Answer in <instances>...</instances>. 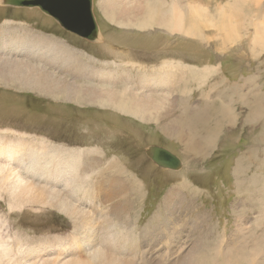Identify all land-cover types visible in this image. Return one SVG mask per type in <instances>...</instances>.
I'll return each mask as SVG.
<instances>
[{
  "label": "rangeland",
  "instance_id": "374dc122",
  "mask_svg": "<svg viewBox=\"0 0 264 264\" xmlns=\"http://www.w3.org/2000/svg\"><path fill=\"white\" fill-rule=\"evenodd\" d=\"M175 1L172 0L170 6L161 4L163 11L156 8V13L153 7L147 8L152 11L148 12L151 17L156 16L157 11L163 13L160 21L165 23V31L155 30L148 32L146 36L144 34L123 39L124 43H120L124 46L117 52H115L116 48L121 45L118 42L114 43L115 47L111 49L115 54H111V50L105 52L104 49L99 50L101 47H93L79 41L83 44L80 47L70 38L65 39L73 45L69 46L66 42L68 45L66 50H73L77 55L79 54L81 59L79 63L92 67L89 70L80 68L76 70L79 74L77 72L78 79L74 81H76L75 85H79L80 90L88 88V92L93 93V88H96L100 93V87L105 91L111 89V84L105 79L106 76L105 78L99 76L96 79L94 77V74L98 73L106 75L107 71H112L114 79H117L113 83L115 90H119L117 92L130 91L133 86H140L143 78L162 77L165 73L170 82H165L164 87L158 84L157 88L143 90L157 92L159 94L156 95L157 101L161 99L164 101L159 112L148 113L149 116L158 115V122L154 125L141 124L138 121L142 120L138 117L135 118L138 121L134 120L132 114L118 112V109L106 103H89L88 100L85 103L79 100L77 104L75 101L63 99L56 93L54 95H46L38 91L37 93L36 90H30L22 85L21 87L14 81L0 80L1 145H9L19 140L32 148L58 146L74 152L77 156L89 155L92 160L96 157L99 166L87 181L89 184L93 183L88 184L89 187H104L106 182L103 179L112 177L114 180L121 179L126 186L124 188L129 190L125 196L122 194L120 196L118 193L116 199L110 202L107 200L106 203L104 201L101 206H97L98 208H91L92 203L85 204L89 215L101 217L98 224L93 220L91 223V218L86 229H83L86 232L91 231L89 227L92 226L96 227L92 231L98 230L97 234L92 232L96 237L91 236L90 247H87L82 241L84 232L81 229V226L86 224L80 223L84 217L79 216L78 222V219L66 217L54 207L11 201V196L6 192L8 183L12 181L11 177L2 175L4 179L0 184V264L5 262L9 264L11 259L10 264H14L21 253L30 251L42 252L41 257L49 253L56 262L61 259L62 261L71 258L86 259L87 248L100 245V241L106 240L108 234L117 236L116 241H120L126 235L131 238L132 233L133 242L130 244L135 245L136 254L127 252L121 254L129 264L131 262L175 264L187 251L194 253L202 251L207 256H213L218 243L226 256L221 259L215 258L217 262L220 261L219 263H264V131H262L264 130V47L257 46L255 42L256 31L264 23V0H190L189 2L197 1L200 5V8L197 7L200 10L199 19L194 23L199 24L201 33L196 35V32L195 36L185 38L175 34L177 30L185 32V26L189 24L187 18L189 16L186 12L184 14L186 21L184 22L181 15L182 23L175 24L177 17L174 15L177 9ZM180 5L186 6L187 3ZM3 6L5 9L0 10V13H3L0 16L1 47L10 46L13 42L18 48L23 46V43L26 44L25 41L31 43L34 39H40L37 36L50 38V29L36 21V18H31L29 13L24 14L25 9H21L18 14L14 12L17 10H8L9 7L5 3ZM33 9L36 11L37 8ZM226 19L233 25V28L229 29L231 31L229 36L235 35L230 37L232 40L227 43L221 39L228 31L224 24ZM191 23H193L192 18H190ZM56 26L59 27L57 24ZM202 33L208 36H200ZM107 39L109 38L104 37V41ZM124 40L131 45L129 46L131 56L125 50L128 49V42ZM100 41L102 43L97 46L104 45L103 41ZM22 48L25 53L23 50H13L16 48H7L6 51L13 52L20 59L25 58L23 61L30 65L44 67L42 62H39L41 59L36 57L39 54L32 55L33 50H25L24 46ZM157 51H160L159 54ZM42 55H45L44 52ZM159 57L164 59L165 69L156 67L161 65L159 63L161 61L147 64L149 68L156 70L132 68L112 70L105 67L107 65L117 68L119 64L114 63L126 58L132 61H125L127 63L124 65L134 66L137 65L133 64L136 61L159 59ZM68 61L69 58L66 63ZM182 61L191 65L184 69L188 71L186 74L180 73L182 69L179 66L172 70L175 62L179 64ZM168 70L169 73H166ZM206 70L209 73L205 72L207 75H204ZM67 72L65 79L73 82L72 68L70 67ZM188 77L193 78L192 88L189 90V93L191 92L189 95L193 96L191 103L195 98L199 99L201 90L205 89V97L209 99L205 100V105L208 107L211 102L214 113L221 106L220 94L227 92V102L224 103L229 108L231 121L229 117V123L223 126L222 133L211 136L213 140L205 153L195 152V154L192 150L189 151L185 143L178 139L177 124L183 123L191 128L188 124L189 115L191 117L195 113L191 110L186 112L185 105L180 107V111L176 103L177 99L184 95L183 89L179 91V85L187 84ZM201 83L205 84L203 88L200 87ZM133 90L137 91V89ZM196 115H199V120H204L205 112L203 110L192 117L193 126L198 122ZM207 119L208 125L206 121L198 123L197 131L201 132L203 127L210 128V125L215 126V117L211 116ZM169 121L171 124L168 127L166 124ZM189 128L186 129V136ZM199 132L194 136L200 141L199 144L204 146L206 135H200ZM151 147H160L175 155L181 162L180 172L158 168L147 155V150ZM90 150H94V153H90ZM99 180L102 181L99 183ZM169 191L177 194L175 206L170 211L165 200ZM124 200L129 201L127 216L131 219L127 223L128 228L124 227L121 230L116 228L115 224L123 223L125 219L122 217L125 214L117 218L111 208L113 205L122 204ZM175 218L178 219L179 225L175 224ZM185 224L183 232L189 237L180 240L181 243H186L179 245L183 248L180 250L175 238L170 236H176V232L181 231ZM165 228L171 229L170 233H166ZM151 234L159 238L149 237ZM6 252L9 257L5 255ZM135 257H139V260H135Z\"/></svg>",
  "mask_w": 264,
  "mask_h": 264
},
{
  "label": "bare ground",
  "instance_id": "6f19581e",
  "mask_svg": "<svg viewBox=\"0 0 264 264\" xmlns=\"http://www.w3.org/2000/svg\"><path fill=\"white\" fill-rule=\"evenodd\" d=\"M108 1H111V0H108ZM115 1H113V2H115ZM108 7L111 8V7H113V5H107V8ZM197 7H199V5L196 6V8H193V10L189 9L190 10L189 15H188L189 17H187L189 24H186L185 29H184V31H185L184 33L188 36H195L196 32H197L196 35H199L201 33V29H199V26H198L199 24L194 23L195 20L197 21L199 19V14H200V10H198ZM9 8H18L20 10L21 7L9 6ZM27 9H33V8L28 7ZM115 10L118 12L117 15H121L123 13H126V10L123 6L115 8ZM148 10H150V8ZM230 10H232V9H230ZM175 11H174V13H175ZM44 15H46V14H44ZM162 15H163V13H159V11H157L156 16L151 17V15L149 14V16L147 18L150 20H153V19H157V18H162ZM165 17H167V14H165ZM190 18L193 19V23H191V24H190ZM181 23H182L181 22V15H179L176 17V23L175 24L180 25ZM200 23H202V22L200 21ZM221 24L222 23H219V25H221ZM224 24H226V30H228V31L225 32L226 35H224V37H222L221 39L227 43V41L232 40L230 37H234L235 35L229 36L231 33V31L229 29L233 28L231 21L227 20L226 22H224ZM200 36H202V35H200ZM227 36H229V37L227 38ZM202 37H200V38H202ZM29 39H30V37H29ZM34 40H37V39H34ZM25 42L27 45L30 44V41H25ZM255 42L257 43V46L264 47V23L261 24L256 31ZM38 43H40V42H38ZM23 46H20L17 48L16 44H14L13 42L11 43L10 46H6V47L0 46L1 47L0 48V80L14 81V82L18 83L20 86L22 85L25 88H28L30 90H36V92L38 91V92L44 93L46 95L47 94L48 95H54V93H56L57 95H59L63 99H65L67 101H75V102H77V104H78L79 100H83V101H85V103H87V100L90 101L89 103H93V102L98 103V104L106 103V104L111 105L114 108L118 109V112L121 111L125 114H129V115L132 114L135 118L138 117L139 120H142V122H143V120H145V118H147L146 116H148V113L150 114V113H153L155 111L159 112V108H161V104L164 102L162 99L160 101H157L155 99V95L152 91L150 93H147L146 91H148L151 88H157L158 84H162L164 87L165 82H170L168 79L169 77L165 73H164L165 76L163 74L162 77L155 76V77L143 78V83H140L141 84L140 86H136V87L133 86L132 89H130V91L123 90L121 92H117L118 89L115 90V88L113 87V85H114L113 83L117 79H114V75H113L114 73H112V71L106 70L107 71L106 75L98 73V74H94V77L96 79L99 76H102V77L106 76V78L105 77L104 78L106 79L108 84H111V86H110L111 89H107L105 91L104 89H102L100 87L99 90H101V92L99 93V92H97L98 90L96 88H93L94 92L89 93L88 88L80 90L78 88L79 85L78 84L75 85L76 81H74V80L78 79L79 71H76V70H78L79 68L81 70H89V68H92V67L89 65L85 66L84 64L79 63L81 61V59L79 58V55H77V53H75L73 50L67 51L66 55H64L65 60H63V58H62L63 56L60 55V54H62L61 51H57V53L55 54V57L54 58L52 57L53 59H51L49 61L50 66L52 68H54V70H52L49 67L47 69H45L44 67L40 68V67H37L35 65H30L27 62L23 61L25 58L22 60L13 52L6 51L7 48H16L13 50L22 51ZM38 46L39 45H37V47ZM24 47H25V50H30V48L33 49V45H32V47H29V46H24ZM35 49H37V48H35ZM43 51H44V49H43ZM23 52L25 53L24 50H23ZM37 52H39V51H37ZM34 54L38 55L37 53L32 52V55H34ZM111 54H115V53L113 52ZM42 56L43 55L40 54L39 56H36V57L41 59ZM67 58H69V61L66 63ZM64 63H66V64H64ZM42 64H43V66L45 65L44 63H42ZM70 67L72 68L71 74H72L73 82L69 81L68 79H65V73L69 70ZM163 68H164V66H162V68H160V69H163ZM56 71L58 73H55ZM169 71L170 70L166 71V73H169ZM77 72H78V74H77ZM206 72H207V70H206ZM67 73H70V72H67ZM207 73H209V72H207ZM145 88H146V91H143ZM133 89H137V91H135ZM248 93H249V91H248ZM127 94H129V97H127ZM156 95H159V94H156ZM55 97L58 98V96H55ZM254 99L257 100L256 98H254ZM244 100L247 101L246 99H244ZM252 100H253V98H252ZM252 102H250V103L252 104ZM243 104H247L248 106L250 105L247 102H245ZM223 108L224 107H221L219 109H223ZM147 110L149 112H147ZM184 110L186 112H188V110H186V109H184ZM215 112H216L215 116H213V118L214 117L216 118L215 126L214 127L212 126L211 129L207 128L206 130H204L206 133V137H205L206 139L204 140V146L200 145L201 144V143L199 144L200 141L194 136L195 133H196L195 135L197 136V130L196 129L190 130V128L187 127L186 125H184L183 123L177 124V129L179 126L178 139L181 142L185 143V147L187 146L189 148V151L192 150L194 153L195 152L205 153L204 151H206L208 149L209 145L211 144V142L213 140L211 136H213L217 132V130L220 128V126H222L221 124L224 122V120L226 121V124H227V123H229V117H230V121H231V115L228 113L229 109H227L226 112L225 111H218V110ZM249 114H251V113H249ZM217 115H218V117H217ZM189 120H190V116H189ZM169 124H171L170 121H169L168 125ZM188 124L191 127L192 123H188ZM168 125H166V126H168ZM187 128H189L190 132L188 131V134L186 136V129ZM262 131H264V130H262ZM151 148L150 149L148 148V150H147L148 151L147 155L149 157L151 156ZM37 150H39V151H37ZM69 151L70 150L66 151V149L60 148L58 146H51L49 148L48 147L47 148L46 147H39V149L38 148H32L30 146L24 145L19 140H18V142H16V143L13 142L12 144H9V145H6V144L1 145L0 144V177L2 175H9L11 177L10 179L12 181L8 183V189L6 191L11 196V198H10V200L12 199L11 201H16L17 203L23 202V204H28V205L38 204V205H47L50 207H54L55 209L58 210L59 213L63 214L64 216L72 217L74 219H78V222H79V216L82 218L83 217L87 218L88 220L83 218L82 221L80 222L82 225L86 224L83 227L81 226V229L83 230L84 228L86 229V226L88 225L87 223L90 222L91 218H92L91 223H92V220L94 223H97L101 218L100 215L99 216L97 215V217L94 215L91 216V214L89 215L88 214L89 211H87L88 209L86 210V208H85L86 203L87 204L92 203L90 205L91 208H94V207L98 208L97 206H101L104 201L106 203L107 200H109V202H110L113 199H116L118 197V193H120L119 194L120 196H121V194H122V196H125L129 192V190L124 188L126 186H124L125 184L122 183L121 179L117 178L118 180H114L112 177H106L103 179L106 182V186H104V187H94V186L89 187V185H91L93 183L90 181L91 183L89 184L87 181L90 180V176L93 174L94 170H96L98 168V166H99L98 165V159L96 157H94V159L92 160V159H90V157H88L89 155L83 156V155L79 154V156H77L74 152H69ZM90 153H94V150H90ZM156 166L160 169L163 168V167H160L158 165H156ZM178 171L180 172L179 167H178L177 171L174 170L173 172H178ZM3 179L4 178H2V177L0 178V184L3 182V181H1ZM101 181L102 180H99V183ZM176 195H177L176 192L169 191L165 196L166 206L169 209V211L172 210L173 207L175 206V200H176L175 196ZM128 202L125 201L122 204L117 203L118 205H115V206L113 205L111 208V210L113 211L114 215L117 218H121V216L123 214L126 215V216L124 215L122 217L125 219L123 223H116V224L114 223L116 225L115 227L121 228V230L124 227H125V229L128 228L127 223H129V219H131V218H129V216H127V207L129 205ZM175 220H174L175 224L179 225L178 219L175 218ZM118 221H123V219L122 220L118 219ZM125 222H126V225H125ZM184 227H186V224L183 226V229L181 231L176 232L177 233L176 236L175 235L170 236V237L173 236V238H175L176 244L178 245V248L180 250L183 249L182 246H179L180 244L186 245V243H181L180 240L183 237H187V239L189 237L186 235L185 232H183ZM92 229H96V227L95 228H93L92 226L89 227V230H91V231H87V232H86V230H83L84 234L82 233L83 234L82 235L83 236L82 241L84 242V246L86 245L87 247L88 246L90 247L89 240H91V236L96 237L95 235H92V232L94 234H97L98 230H96V232H95V230L92 231ZM129 229H131V228H129ZM189 229L191 230V228H189ZM76 230H78V229H76ZM164 230L166 233H170L171 229L169 230L168 228H165ZM101 232H102V229H101ZM109 233H111V232H109ZM200 235H201V232H200ZM126 236H124V238L122 237L123 241L122 240L116 241L117 236H113L111 234H108L106 240L103 239L100 241V243H99L100 245L95 246V247L93 246V248H89V249L87 248L88 251L87 250L86 251L88 253L85 251L88 255V256L86 255V259H80L79 260V258H71V259H65L63 261L61 259V260H58V262H56V260H54V258L49 253L45 254L44 257H41L42 252L40 253V252H35V251L31 252L30 251L29 253L19 252L21 254L18 257V260L16 259L17 262H15L14 264H129L125 261V256H121V254H124L126 252L130 253V254H136V248H134V246H135L134 244H130L133 242V237H132L133 233L131 235V238L129 236H127V237ZM159 236H160V234H159ZM202 236H204V235H202ZM101 237H104V236H101ZM149 237L154 238L157 236H154L151 234V236H149ZM158 238L159 237H157L156 239H158ZM169 241H171V240H169ZM152 242H155V241H152ZM217 245H218V247L215 249L216 251H215L213 256L212 255L207 256L202 251L198 252V253H194L192 251H187L183 256H181V258L179 260L177 259L175 264H223V262L219 263L220 261L217 262V260L215 259V258L221 259V257H226L224 255L225 253L223 254V251H222L223 249L220 248L219 243ZM128 246H129V248H128ZM25 251H26V249H25ZM140 252H142V251L140 250ZM86 253H84L83 255L85 256ZM199 253H201V254H199ZM227 253H228V251H227ZM7 254L8 253L6 252L5 255H7ZM177 254H179V252ZM79 256H81V255L79 254ZM131 259L133 260V258H131ZM136 259L139 260V257H135V260ZM9 260H10V258H9ZM11 261H12V259H11ZM10 262H9V264H10ZM225 262H226V260H225ZM172 263L173 262H171V264ZM4 264H8V263L5 262ZM131 264H133V263L131 262Z\"/></svg>",
  "mask_w": 264,
  "mask_h": 264
},
{
  "label": "crops",
  "instance_id": "0c3cea01",
  "mask_svg": "<svg viewBox=\"0 0 264 264\" xmlns=\"http://www.w3.org/2000/svg\"><path fill=\"white\" fill-rule=\"evenodd\" d=\"M107 1L108 0H91V13H92L94 21H95V23L97 25V29H98V32H97V34H96V36H95V38L93 40H89L86 37H81V36H79V35H77L75 33H72V32H69L67 30H64L55 20H53L50 16L44 15L38 9H35L36 11H34V9H27V8H20V10L18 8H9L8 10L14 9V10H17V11H14L15 13L20 14L19 12L21 11V9H25L26 13H24V14H28L29 13L28 15L31 16V18H36L35 19L36 21H39L45 28L50 29V32H51L50 38L37 36V37H40V39H37V40H34V41L32 40L33 42H31L29 45H27L25 43H23V45L24 46H29V47H32V45H33V49L30 48L29 51L33 50L34 53H37L39 55L40 54L42 55L43 52H44L45 56H42L41 57L42 61L40 60L39 62H42V63L45 64L44 65L45 69H47L49 67L52 70H54V68H52L50 66L49 61L55 57V54L57 53V51H61L62 54H60V55L64 57V55H66V53H67L66 48L68 47L66 42L69 44V46H73L70 42L65 40V39H67V37L70 38L76 45H79L80 47H82V45H83L80 42H85V43H88L90 46H93V47H98V48L101 47L99 50H103L104 49L103 51H105V52H107L106 50L108 48H110L108 50H111V53H113L114 50H112L111 48L115 47L114 43L118 42L121 45V47H117L116 48L115 52H117V51H119L120 49L123 48L122 47V46H124L122 44V43H124L122 41L123 39H130L132 36L133 37H138V36H142L144 34H145L144 36H146V34L148 32L155 31V30L157 32L158 31H165V27H164L165 23L160 21V20H162V18H157V19H154V20H150V19L147 18L149 16V14L147 12H152V11H149L147 8L148 7H153V11L155 13H156V8H158V10L160 9L161 11H163V9L161 7V4L163 6H170V3L172 2V0H150V2H149V0H116V1L115 0H111V1H108V2ZM113 1H115L116 3L113 2ZM151 1H153V2L151 3ZM189 1L190 0H176L175 1L176 2L175 4H177V9H176L177 13L175 15H177V16L182 15L183 18H184V22L187 19V18H185L184 14L187 12V16H188L190 10L191 9L193 10V8H196V6L199 5L197 1H192V2H189ZM186 3H187L186 6H181L180 5V4H186ZM107 5H113V7H111V8L108 7L107 8ZM120 6L121 7L123 6L125 8L126 13L122 12L123 14L117 15L118 12L115 10V8H118ZM67 7H74V5L69 4V5H67ZM198 8H200V5H199ZM2 9H5V8H2ZM114 11H116V12H114ZM23 12H25V11H23ZM140 14H142V15H140ZM20 20H23V19H20ZM157 20H159V21H157ZM172 20H174V19H172ZM35 24L39 25L38 23H35ZM56 24L60 28L57 27ZM73 26H75L77 31H79V18L73 24ZM180 29H182V27ZM60 30L62 32H64V34ZM204 33H206V31H204ZM204 33L201 34L203 37L208 36L207 34H204ZM183 34H184L183 30H182V32L177 30V34H175V35L181 36L183 38L191 37V36H188V35H185V34L183 35ZM104 37H108L109 39L104 41ZM56 39L58 41H55ZM111 39H112L113 42L111 41ZM100 40L103 41V43H104L103 46H97L99 43H102ZM124 41H127V40H124ZM38 42H40V43H38ZM120 42H122V43H120ZM127 44H128L127 45L128 49H125V50H127L128 54L130 55V53H132V52H131L129 46H131V45H129L130 44L129 42ZM37 45H39L38 46L39 48L37 47ZM35 48H37V49H35ZM41 48H43L44 51L40 50ZM39 50H40V52H37ZM80 52L83 53V51H80ZM159 52L160 51H157V54H159ZM21 59L23 60L24 58L22 57ZM132 60H133V57H132ZM132 60H129L127 58H126V60H121V61L115 60L117 62H115L114 64L115 65H116V63L119 64V66L117 68L114 67V66H107V65L105 67L106 68H110L112 70H114V69L123 70V69H130V68L136 69V70H156V69H153V68H149V66L147 64L158 63L159 61H161V62H159V63H161V65L160 66H156V67H162L163 64H164L163 63L164 59L162 57H159V59L158 58H152V60L136 61L133 64H137V65H134V66L133 65H124V63H127L125 61L131 62ZM184 63L185 62H183V61L180 62L179 64L175 62V67L172 68V70H175L179 66V68L182 69L180 71V73L181 74H186L188 71H186L184 69H186V66L188 68L191 65L184 64ZM145 65H147V66H145ZM192 67L196 68L194 65H192ZM163 71H165V70H163ZM205 72L206 71H204V75H207L208 73L205 74ZM147 76H150V75L147 74ZM171 76H172V74H171ZM192 83H193V78L188 77L187 84L179 85V91H180V89H183V94L184 95H181L182 97L178 98L176 103H178V107H179L180 111H181L180 107L182 105H185L186 109L189 108L188 111L191 110V112H193V113L195 112L193 114V116L195 114H200V112L204 110V112H205L204 120L203 119L199 120V117H198L199 115H196L195 118L197 117L196 119L198 120V122L196 124H194L195 126L192 125L191 128H190V130L193 129V128H195L197 130L196 126L198 125V123H201V122L205 123L207 117H211V116L213 117V115L216 112L215 113L212 112L213 111V107H212V103L211 102L208 105V107L205 105V100H209V99H207V97H205L206 96L205 89L201 90L200 98L199 99L195 98V101H193V103H191V97H193V96L189 95L191 93V92L189 93V90L192 88V86H191ZM204 85H205L204 83L203 84L201 83L200 87L203 88ZM150 92L151 91H149L147 93H150ZM152 92L154 93L155 99L157 100V96H156L157 92H155V91H152ZM224 94H226V95H224ZM224 94L221 93L220 96H219V99H220L219 101L221 102V106L219 108L224 107V106L225 107L223 109H219L218 111H225L226 112L227 109H229V108H227L226 104L224 103V102H227V92H224ZM198 100H200V101H198ZM194 102L197 103L198 105H196ZM188 104H190V106ZM193 116L190 117L189 123L193 122V121H191ZM146 117L148 119L145 118V120H143V122L142 121L141 122L138 121L137 119H135V117H132V118H134V120H137L139 123L145 124V125H147V124L154 125V124H156L155 122H158V118H157L158 116H149L148 115ZM217 117H218V115H217ZM159 119H160V117H159ZM168 123L166 125H168ZM206 123H207V121H206ZM207 125H208V123H207ZM221 125L222 126H220V128L217 130L216 133H219V134L222 133L223 126L227 125L226 121L224 120V122ZM210 126H211L210 129H211L212 125H210ZM206 129H207L206 127H203L202 130L200 129L201 132H199V131H197V132H199L200 135H206V133L204 131ZM164 131H166L165 128H164ZM205 139L206 138H204V140ZM210 145H209V147H210Z\"/></svg>",
  "mask_w": 264,
  "mask_h": 264
},
{
  "label": "water",
  "instance_id": "95a60500",
  "mask_svg": "<svg viewBox=\"0 0 264 264\" xmlns=\"http://www.w3.org/2000/svg\"><path fill=\"white\" fill-rule=\"evenodd\" d=\"M7 6L38 8L42 13L54 19L63 29L81 37L93 40L98 32L91 13V0H4ZM72 4L74 7H67ZM79 18V31L73 24ZM151 161L163 168L176 170L180 160L166 149L151 148Z\"/></svg>",
  "mask_w": 264,
  "mask_h": 264
},
{
  "label": "flooded vegetation",
  "instance_id": "af4514ba",
  "mask_svg": "<svg viewBox=\"0 0 264 264\" xmlns=\"http://www.w3.org/2000/svg\"><path fill=\"white\" fill-rule=\"evenodd\" d=\"M3 3H4V0H1V4H0V10H3L2 8L4 7L3 6ZM9 7V6H8ZM1 14H3V13H0V16H1ZM5 14V13H4ZM116 144H119V143H116Z\"/></svg>",
  "mask_w": 264,
  "mask_h": 264
}]
</instances>
